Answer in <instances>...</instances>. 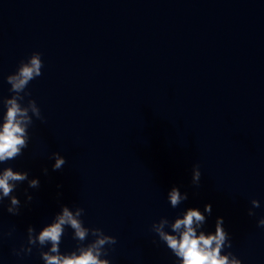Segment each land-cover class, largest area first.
<instances>
[{
	"label": "water",
	"instance_id": "obj_1",
	"mask_svg": "<svg viewBox=\"0 0 264 264\" xmlns=\"http://www.w3.org/2000/svg\"><path fill=\"white\" fill-rule=\"evenodd\" d=\"M0 264H264V0H0Z\"/></svg>",
	"mask_w": 264,
	"mask_h": 264
}]
</instances>
